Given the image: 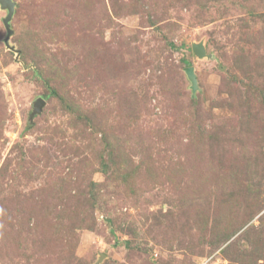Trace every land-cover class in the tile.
<instances>
[{"label": "rangeland", "instance_id": "rangeland-1", "mask_svg": "<svg viewBox=\"0 0 264 264\" xmlns=\"http://www.w3.org/2000/svg\"><path fill=\"white\" fill-rule=\"evenodd\" d=\"M14 1L0 264H264V0Z\"/></svg>", "mask_w": 264, "mask_h": 264}, {"label": "water", "instance_id": "water-1", "mask_svg": "<svg viewBox=\"0 0 264 264\" xmlns=\"http://www.w3.org/2000/svg\"><path fill=\"white\" fill-rule=\"evenodd\" d=\"M1 7L5 10H7V15L4 18V24L7 28V36H6V43L9 45V38L13 33V29L11 28V20L13 18L14 12H15V6L16 2L14 0H0ZM193 50L195 53H197L199 56H205L206 55V48L203 43H194L193 44ZM186 72L189 76V78L192 80V88L194 91L197 89V76L195 74V70L193 66H189L186 68ZM44 103V100L40 98L36 102V109L35 112L41 111L42 105Z\"/></svg>", "mask_w": 264, "mask_h": 264}]
</instances>
